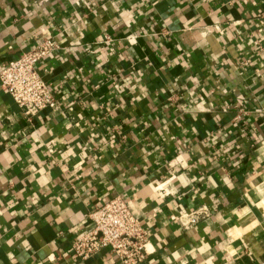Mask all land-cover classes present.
Masks as SVG:
<instances>
[{"label": "crops", "instance_id": "obj_1", "mask_svg": "<svg viewBox=\"0 0 264 264\" xmlns=\"http://www.w3.org/2000/svg\"><path fill=\"white\" fill-rule=\"evenodd\" d=\"M43 35L58 109L26 119L0 87V264H120L70 250L114 196L142 264H258L264 0H0V64Z\"/></svg>", "mask_w": 264, "mask_h": 264}, {"label": "built area", "instance_id": "obj_2", "mask_svg": "<svg viewBox=\"0 0 264 264\" xmlns=\"http://www.w3.org/2000/svg\"><path fill=\"white\" fill-rule=\"evenodd\" d=\"M56 47L52 37L43 35L36 46L0 64V87L11 96L26 119L43 108L56 110L59 107L53 91L37 69L38 63ZM200 214L199 210L188 213V223L197 222ZM88 218L91 227L71 242L74 257L86 260L106 248L120 264L144 262L149 253L148 233L122 197L114 196L95 206ZM258 264H264V258Z\"/></svg>", "mask_w": 264, "mask_h": 264}]
</instances>
